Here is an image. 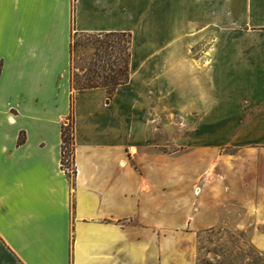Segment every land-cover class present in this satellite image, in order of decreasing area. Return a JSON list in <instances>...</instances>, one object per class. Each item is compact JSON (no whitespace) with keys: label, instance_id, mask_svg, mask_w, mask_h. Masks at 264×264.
Masks as SVG:
<instances>
[{"label":"crops","instance_id":"obj_1","mask_svg":"<svg viewBox=\"0 0 264 264\" xmlns=\"http://www.w3.org/2000/svg\"><path fill=\"white\" fill-rule=\"evenodd\" d=\"M105 31L128 79L73 88ZM172 206L193 258L224 223L264 249V0H0V264H168Z\"/></svg>","mask_w":264,"mask_h":264},{"label":"rangeland","instance_id":"obj_2","mask_svg":"<svg viewBox=\"0 0 264 264\" xmlns=\"http://www.w3.org/2000/svg\"><path fill=\"white\" fill-rule=\"evenodd\" d=\"M172 6L178 5L171 2ZM98 45L99 42L93 40L86 32L72 33L70 84L73 88L86 83V75L92 74L93 71L99 74L113 73L110 68L115 67L112 62L114 53L105 54ZM96 78L100 79L101 77ZM68 123L69 118L66 120V124ZM72 166L69 159L67 167L70 175H72ZM190 212L181 208L175 209L172 206L171 232L166 235L167 240L170 241L168 264H180L183 255L177 254V249L182 246L188 248L184 257L189 264H194V260L195 264H264V249H261L249 237L250 229H239L227 223L198 232L196 256L193 258L192 252L189 251L192 240L179 230L186 227L184 223Z\"/></svg>","mask_w":264,"mask_h":264},{"label":"trees","instance_id":"obj_3","mask_svg":"<svg viewBox=\"0 0 264 264\" xmlns=\"http://www.w3.org/2000/svg\"><path fill=\"white\" fill-rule=\"evenodd\" d=\"M93 40L99 42L98 47L104 50L105 54L114 53L113 64L111 67L113 73L103 72L101 74L92 72L86 75V83L76 88L103 86L106 89L108 96L113 92L115 87L125 82L129 77V59H130V44L131 33L128 31H105V32H86ZM113 39H112V38ZM100 76V79L96 77ZM69 123L62 124V164L68 166V161L72 162L73 153V120L71 113L68 115ZM65 158L67 160H65ZM65 160V161H64ZM73 167V166H72ZM74 173V167L72 168Z\"/></svg>","mask_w":264,"mask_h":264},{"label":"built area","instance_id":"obj_4","mask_svg":"<svg viewBox=\"0 0 264 264\" xmlns=\"http://www.w3.org/2000/svg\"><path fill=\"white\" fill-rule=\"evenodd\" d=\"M65 160H67L66 158H65ZM62 166H63V164H62ZM66 170H68V167H65V166H63Z\"/></svg>","mask_w":264,"mask_h":264}]
</instances>
